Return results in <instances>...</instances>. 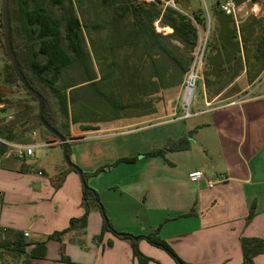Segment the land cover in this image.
<instances>
[{
  "label": "crops",
  "instance_id": "obj_1",
  "mask_svg": "<svg viewBox=\"0 0 264 264\" xmlns=\"http://www.w3.org/2000/svg\"><path fill=\"white\" fill-rule=\"evenodd\" d=\"M73 68L80 67L68 68L63 74ZM243 72L211 100L203 83L204 100H196L192 117L181 116L178 120L186 123L184 127L158 136L147 134L148 138L142 140L149 144L145 153L112 161L106 158L116 148L110 140L114 136L101 132L141 123L142 132L162 127L156 122L159 116L149 115L153 105L145 101L149 109L145 117L143 112L141 117L110 115L109 109L104 114L114 121L108 122L109 128L97 130L87 125V118L92 119L96 112L93 103L90 102V110L78 106L75 112L71 104L75 122L71 121L69 136L65 137L70 158L74 156L80 162L75 164L83 173H92L123 158L138 161L120 162L113 170L88 178L102 207H91L86 226L66 233L62 241L50 236L68 229L72 219H80L86 213L80 175L66 165H59V174L50 175L38 167L35 155L21 161L6 156V148L0 145V236L6 231L28 232L27 251L46 242L45 258L34 259L32 264H139L132 237L124 239L110 231L102 233L107 218L118 234L137 238L139 250L149 259L147 264H177L165 250L145 238L156 232L189 264H243L241 239H264V72L252 83ZM174 91L177 98H170ZM182 92L183 83L159 90L152 99L158 100L157 107L163 106L165 116L174 115L179 106L171 109L169 104L181 101ZM165 93L169 94L164 96ZM167 99H172L168 106ZM223 99L228 101L218 105ZM3 107L4 104L0 117L5 112ZM53 109L59 115L56 100ZM91 128L96 131L91 133ZM30 135H40L46 145L64 150L56 136L40 133L36 126ZM31 141L27 143L34 144ZM179 141L186 149L164 156L145 155ZM80 145L85 148L79 150ZM92 158L105 161L91 170ZM194 172H202L203 178L192 180ZM209 181L216 184L210 187ZM252 208L254 215L248 219ZM253 262L264 264V254L256 256Z\"/></svg>",
  "mask_w": 264,
  "mask_h": 264
},
{
  "label": "trees",
  "instance_id": "obj_2",
  "mask_svg": "<svg viewBox=\"0 0 264 264\" xmlns=\"http://www.w3.org/2000/svg\"><path fill=\"white\" fill-rule=\"evenodd\" d=\"M11 1L9 0L10 17ZM30 1L18 0L20 7L18 10L19 20L24 34L20 50L25 54H20L14 45L12 18L9 17L10 39L21 74L27 79L30 86L41 94L44 100V117L46 121L64 136H69L70 123L71 121L75 122V117L70 112V106L75 102L71 94L82 84L93 88L98 102L102 105L107 103L108 106H105L107 110L110 109L109 106L115 110L125 109L98 87L102 78L98 80L96 74L88 69L91 55L83 46V29H88V25L83 24L77 10L83 0H49L51 4L58 6L62 11L60 17L51 15L41 3L34 2L33 7H30ZM244 1L236 0L238 4ZM257 1L253 0V2ZM101 2L108 3L112 9V13L108 15V18L97 24L99 32L107 30L106 37L101 40L103 54H113L114 59L118 54H135L138 55L139 61L146 62V69H148L147 85L143 91L142 86L136 84L132 91L137 95L153 94L161 89H168L182 84L191 69L192 54L199 48L201 39L207 31L208 36L203 59V83L208 100L213 99L233 84L244 70L246 71V80L249 83L257 80L264 72V18L258 19L256 16L250 15L245 21L237 25L233 16L226 14L221 9L220 0L215 1L211 11L210 9L206 11L205 8L200 7L191 13L185 9L188 0H176L178 9L164 8L159 2L146 3L141 0H101ZM128 15L131 20L124 24ZM212 16L214 24L211 20ZM157 21L160 26L171 28L172 33L157 32L155 28V22ZM3 35L1 12L0 39L4 43ZM94 50L95 54H101V50L97 51L96 46ZM22 55L26 57V60L28 59L27 64L31 76L27 75L24 70ZM40 56H43L45 61H41ZM71 67H83L86 71V77L81 83L60 86L58 83L61 81L64 71ZM5 69L7 83L19 84L23 87L19 83L10 62L6 64ZM104 77L106 78V76ZM238 85L232 91L236 90ZM68 90L69 93H67ZM27 93L37 101L35 95L28 91ZM54 100L59 106V115L54 113ZM95 113L99 114L98 111ZM28 119H30V115ZM36 120V127L44 128L38 119V115ZM18 127L16 124L9 129L0 127V137L7 141H17L16 132L19 131ZM31 128H34V125H31ZM87 129L89 128H86V131H88ZM183 149H186V146L179 141L145 155L164 156L168 152ZM68 154L70 156L69 148ZM137 161L138 158L119 159L114 164L102 166L92 173H83V176L87 182L89 177L111 171L120 162L135 163ZM70 169L74 170L73 168ZM84 194L87 207L85 215L80 219H72L68 229L53 234L50 236L51 239L62 241V236L66 233L77 228H84L91 207H102L94 190L88 188L84 191ZM253 210L254 208L251 209L248 219L253 217ZM106 231L113 232L124 239L132 237L133 252L138 263H148L149 259L138 248L137 238L118 234L111 227L108 220L104 222L102 233ZM5 236L4 242L0 243V248L18 256L21 262L17 264H32L34 259L45 258L47 253L46 242L37 243L32 250L27 251L28 244L22 232L6 231ZM145 238L152 245L169 253L177 264H189L182 260L159 237L158 232L145 236ZM241 248L244 255L243 264H254L253 259L264 254V239L242 238Z\"/></svg>",
  "mask_w": 264,
  "mask_h": 264
},
{
  "label": "rangeland",
  "instance_id": "obj_3",
  "mask_svg": "<svg viewBox=\"0 0 264 264\" xmlns=\"http://www.w3.org/2000/svg\"><path fill=\"white\" fill-rule=\"evenodd\" d=\"M110 1V0H107ZM187 1V0H186ZM216 0H188L187 7L185 8L187 12L191 13L192 11L198 8H205L207 7L208 10L215 4ZM221 3L225 0H220ZM38 2L43 4V6L47 9V11L55 16L60 17L62 15V11L58 6H54L49 2V0H31L30 7H33V3ZM260 4V10H258L257 14L254 15L258 19L264 18V0L257 1ZM220 3V5H221ZM246 7L252 8L254 5L253 0L248 2L245 0ZM81 6L78 7V16L82 19L84 25H88V29H83V36H84V49L91 55V61L88 65V69L91 72L96 74L99 82L98 87L105 91L118 105H122L125 109L116 110L110 107L109 114L112 115L116 113L119 116L127 117L131 114H139L141 117L142 112L144 113L143 116H147V110L145 101L148 102L149 105H153L150 110V116L157 115L156 122L162 125V127L156 129H150V131L142 132L143 124L135 125L132 127H124L118 128L114 130H103L101 133L105 136H114L110 140L116 143V148H113L112 156H107L106 159L114 160L117 157L124 156V155H135L137 153H145L149 148L148 143H143L142 140L148 138L147 134L150 136H158L163 133H172L177 131L178 127H184V121H178L181 116H184L186 112H184L182 101L174 100L169 104L171 109L175 105V107L179 106V110H176V114L170 115V113L165 116L167 113L163 106L157 107L158 100L152 99L157 96L153 94H145V95H137L135 92L132 91V88L136 86V84H140L144 91L145 86L147 85V75L148 69H146V62L139 61L138 55L135 54H118L116 59H114L113 54H103L102 51V39L106 37L107 30L103 32L98 31V23L103 22L108 18V15L112 13V9L109 7L108 3H103L101 0H83L80 4ZM11 17L12 18V26H13V39L14 45L20 54H25L22 52V42L24 39L23 28L21 21L19 20V13L18 10L20 9L18 0L11 1ZM209 11V12H210ZM0 13H1V0H0ZM10 13V12H9ZM9 18V19H10ZM213 21V16L211 17ZM131 18L128 15L124 21V24L128 23ZM214 24V21H213ZM213 26V25H212ZM155 28L157 32L163 31L164 34H170L172 32H167L165 30L167 27H162L160 25L156 26ZM208 33V31L206 32ZM206 33L203 35L202 38H205ZM96 46L97 51L101 50V54H95L94 47ZM35 49L37 50V46L35 45ZM195 52V51H194ZM193 52V53H194ZM28 60V59H27ZM26 57L22 55V62L24 66V70L27 75L31 76V72L28 68ZM41 61H45L43 56H40ZM9 62L8 57L5 53L4 43L0 39V104H4L2 110H5L4 113H1V128L2 129H9L12 128L14 124L17 126H22L21 128L18 127L19 131L16 132L17 141L20 143L30 142L33 138L34 144H36L35 149V156L37 165L39 168L44 169L50 175L59 174L60 168L59 165L68 166L67 162L64 159V150L61 149H54L49 145H46L45 139L40 135L32 137L31 133V125L37 126L36 116L38 115L39 108L38 102L27 93V91L20 86L19 84H8L6 81V64ZM114 62H116L114 64ZM204 63V62H203ZM204 65V64H203ZM137 71V73H136ZM245 71V70H244ZM245 72H242V74ZM112 74V75H111ZM109 75V76H107ZM106 76V78L104 77ZM86 77V71L83 67L79 69H71L66 71L63 75L61 81L58 83L60 86L63 84H77L81 83L83 79ZM136 78V80H134ZM146 78V79H145ZM185 81V78L184 80ZM261 81L264 82V74L261 78ZM184 84V82H183ZM203 82L199 80L196 85V90L194 93V98L192 104L190 106V112H194L195 102L199 100L202 102L204 100V93L202 88ZM169 93H165L164 96H167ZM177 94L175 91L169 95L170 98H174ZM72 98L75 100L73 103L72 112H75V109H78V106L81 108H85L86 110H90V102L93 103L95 106V110L98 111L99 114L93 112V118H87V125L90 127L99 129H106L111 126L110 121L112 120L110 115H105L106 108L105 106L107 103L102 105L98 102V98L95 96L93 92V88L89 85L82 84L79 85L77 89H75L72 94ZM182 99V98H181ZM172 100V99H171ZM171 100H166V106ZM224 100V99H223ZM228 101V99L224 100V102H219L218 105H221ZM144 103V107L142 105ZM108 106V105H107ZM115 111V112H114ZM105 113V114H104ZM30 115V119H28ZM75 116V115H73ZM115 115L113 116V118ZM176 120V121H174ZM27 121H30L27 123ZM166 122V123H165ZM188 122V121H186ZM21 124V125H20ZM165 124V125H163ZM138 128V130H136ZM94 129H90L91 133L96 131ZM39 132L47 135V136H54L52 133L47 132L44 128L38 127ZM97 133V132H95ZM92 134L95 136L96 134ZM99 133V132H98ZM190 135V133H189ZM167 143V142H166ZM79 150L81 148H85V146L80 145L77 147ZM86 152V150H85ZM89 152V151H88ZM93 157V156H92ZM71 161L75 163H80L78 160H75V157L72 156ZM101 161H105L104 159L98 160L92 158L90 163V169L94 170L98 167L99 164L104 163ZM110 161V160H108ZM76 165V164H75ZM110 181L109 179H106ZM87 185L91 188L89 180H87ZM5 235L0 236V242H4ZM166 252V251H165ZM167 253V252H166ZM169 255V253H167ZM170 256V255H169ZM20 258L15 256L14 254H10V251H7L3 248H0V264H17L20 262Z\"/></svg>",
  "mask_w": 264,
  "mask_h": 264
},
{
  "label": "built area",
  "instance_id": "obj_4",
  "mask_svg": "<svg viewBox=\"0 0 264 264\" xmlns=\"http://www.w3.org/2000/svg\"><path fill=\"white\" fill-rule=\"evenodd\" d=\"M146 3L159 2L162 4L164 8L172 7L174 9H178V5L176 0H141ZM248 2L252 0H247ZM245 1L241 4H238L236 0H225L221 3V9L228 15H232L236 21V24L239 25L243 21H245L250 15H256L258 10H260V4L258 2L254 3L252 8L246 7ZM207 11L208 8L205 7ZM208 14V13H207ZM209 18V16H208ZM159 25V22H156V26ZM163 33V31H161ZM208 33H206L205 38L201 39V44L199 48L192 54L193 62L191 64V69L187 73L185 77V81L183 84V92H182V106L184 112H186L183 116L184 119L190 118L193 114L190 112V106L192 104L194 93L196 90V85L199 80L203 82V67H204V52L205 46L207 42ZM0 108H2V104H0ZM0 127H1V117H0ZM0 145L6 148V156L15 157L18 160L24 161L26 159H30L35 155L36 145L28 144V143H20V142H11L3 140L0 137ZM1 161V156H0ZM190 178L192 180H200L203 178L202 172H194L191 174ZM216 184L214 181H209L208 186L213 187ZM29 233H24V237L27 238Z\"/></svg>",
  "mask_w": 264,
  "mask_h": 264
},
{
  "label": "water",
  "instance_id": "obj_5",
  "mask_svg": "<svg viewBox=\"0 0 264 264\" xmlns=\"http://www.w3.org/2000/svg\"><path fill=\"white\" fill-rule=\"evenodd\" d=\"M1 12H2V19H3V29H4V35H3V41H4V48L8 57V60L10 64L12 65V69L19 81L20 84L23 85V87L30 92L31 94L35 95L38 102V119L45 130L52 133L56 138L60 141V143L63 145L64 149V159L67 162V164L75 169L78 174L81 177V182L83 184V187L85 190H88L87 182L83 176L82 170L75 165L68 154V143L66 140V137L58 132L53 126H51L45 119V103L44 100L39 92H37L34 88H32L27 81V79L21 74L19 70V66L15 57L14 49L12 47L11 39H10V21H9V0H1ZM107 221V218H106Z\"/></svg>",
  "mask_w": 264,
  "mask_h": 264
},
{
  "label": "bare ground",
  "instance_id": "obj_6",
  "mask_svg": "<svg viewBox=\"0 0 264 264\" xmlns=\"http://www.w3.org/2000/svg\"><path fill=\"white\" fill-rule=\"evenodd\" d=\"M165 30H167V32H171V28L167 27Z\"/></svg>",
  "mask_w": 264,
  "mask_h": 264
}]
</instances>
